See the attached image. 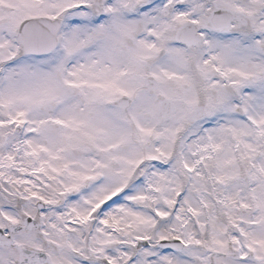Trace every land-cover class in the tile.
Instances as JSON below:
<instances>
[{
  "label": "snow or ice",
  "instance_id": "6c2138e0",
  "mask_svg": "<svg viewBox=\"0 0 264 264\" xmlns=\"http://www.w3.org/2000/svg\"><path fill=\"white\" fill-rule=\"evenodd\" d=\"M0 264H264V0H0Z\"/></svg>",
  "mask_w": 264,
  "mask_h": 264
}]
</instances>
